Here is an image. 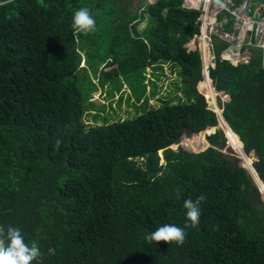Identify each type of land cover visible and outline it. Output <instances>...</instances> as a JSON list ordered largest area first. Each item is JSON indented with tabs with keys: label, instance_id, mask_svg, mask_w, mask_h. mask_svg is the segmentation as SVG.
<instances>
[{
	"label": "trees",
	"instance_id": "obj_1",
	"mask_svg": "<svg viewBox=\"0 0 264 264\" xmlns=\"http://www.w3.org/2000/svg\"><path fill=\"white\" fill-rule=\"evenodd\" d=\"M181 3L143 0L133 12L123 0H0V228L38 245L32 264H264V204L252 182L264 201L262 50L233 66L216 38V66L202 77L200 53L185 46L199 30L198 11ZM80 8L95 31L73 28ZM103 31L113 42L98 57L101 89L90 81L82 91L85 53ZM172 70L181 98L161 96ZM137 72L132 93L112 83ZM202 81L214 90L199 91ZM216 89L228 97L218 100L222 127L252 178L235 164V149L221 150L228 138L210 108H218ZM95 92L108 102L91 100ZM182 137L188 150L170 147ZM202 194L192 227L183 204ZM165 224L186 232L182 245L146 241Z\"/></svg>",
	"mask_w": 264,
	"mask_h": 264
},
{
	"label": "built area",
	"instance_id": "obj_2",
	"mask_svg": "<svg viewBox=\"0 0 264 264\" xmlns=\"http://www.w3.org/2000/svg\"><path fill=\"white\" fill-rule=\"evenodd\" d=\"M252 1L182 0V7L198 11L199 21V30L185 45L188 50H198L202 67L207 72L216 66V38L227 42L221 54L222 60L230 61L233 66L247 63L248 59L243 55L257 46L262 50L264 66V12L257 11Z\"/></svg>",
	"mask_w": 264,
	"mask_h": 264
},
{
	"label": "clouds",
	"instance_id": "obj_3",
	"mask_svg": "<svg viewBox=\"0 0 264 264\" xmlns=\"http://www.w3.org/2000/svg\"><path fill=\"white\" fill-rule=\"evenodd\" d=\"M147 1L149 2V0H147ZM157 1L155 0V1L150 2V3H156ZM72 25H73V28L76 29L77 31H80L84 34H88L89 32L95 31L96 21L93 18V16L90 14V11L88 8H80L79 10L75 11V13L73 15ZM186 48H187V46H186ZM192 51H194V50H192ZM262 59H263V56H262ZM204 70L205 69L202 67V77H203V71ZM146 71L148 73V75H147L148 78H150L151 77V67H147ZM207 73L209 75V71ZM211 82H213V79H211ZM214 87H215V85H214ZM163 89H165V85H163ZM176 92H177V89H176ZM218 92H221L222 94L225 95L224 91H218ZM180 93L181 92H177V95L181 96ZM161 94H162V92H161ZM162 96H163V98L168 97L166 94H163ZM225 96L227 97V95H225ZM152 101L153 100L150 101L151 104H153ZM207 101L209 102L208 99H207ZM217 107L218 108L214 109L213 106L210 105V108L215 110L218 113V111H220L222 108L219 106V104L217 105ZM218 128H220V127H218ZM218 128H216V129H218ZM196 134H198V133H196ZM193 135H195V134H192L190 137H192ZM226 142H227V140H226ZM61 144H62L61 139L55 140V148L57 150L60 148ZM173 145H177V144H172V145H170V147ZM225 146H226V144H225ZM206 148H207V146L205 147V149ZM224 154H225V152H224ZM247 156H249V155H247ZM253 186H254L256 192L258 193V195L260 197V192H258L257 186L254 184V182H253ZM179 198H180L179 193H177V199H179ZM205 199H206V197L202 194L199 197H197L195 201H193L191 199L184 201L183 207L187 210V219L189 221H191L192 227H196L199 224V217L201 215L200 205H201V202L204 201ZM260 199H261V197H260ZM263 204H264V202H263ZM186 227H187V225H186ZM185 237H186V232L183 229H181V228H179L173 224H165V225H162L159 228H157L154 232L148 234L145 237V239L149 243H151L153 241H156V242L163 241V242H175V243H177V245H182L185 241ZM48 253L50 255H53V254H55V250L53 248H49ZM41 256H42V253H41L38 245L35 242H32L31 245L27 244L19 229L9 227L7 229V232L5 233L4 229L0 228V264H32V262L34 260H37Z\"/></svg>",
	"mask_w": 264,
	"mask_h": 264
},
{
	"label": "rangeland",
	"instance_id": "obj_4",
	"mask_svg": "<svg viewBox=\"0 0 264 264\" xmlns=\"http://www.w3.org/2000/svg\"><path fill=\"white\" fill-rule=\"evenodd\" d=\"M143 2V0H123V3L125 4V5H127L128 6V8H130L133 12L136 10V9H139V7H140V5H141V3ZM252 5H253V7H256V10L257 11H259L260 13L261 12H264V6L263 5H259L256 1H252ZM141 12H143V11H141ZM148 17V16H147ZM147 17H146V15L144 14V17H143V19L140 21V23H139V25H138V30H143L144 29V26H145V23H146V19H147ZM94 39H95V45L94 46H92V48H91V52H88V53H85V56H86V58L88 59V63H87V67H86V70L84 71V72H81V76H83V82L80 80L79 82H78V85L80 86V88H81V90L82 91H84L85 90V88H87V87H89L90 86V81L91 82H93L94 83V87L96 88V89H101L100 88V86H99V84L97 83V80H95L96 79V77H99L98 76V74L100 73V71H98V70H96V67L98 66V64L100 63V61H99V56H101V55H104V54H107L108 53V50H110V48H111V44H112V42H113V38L110 36V33L109 32H107V31H103V32H100L99 33V36H97V37H94ZM87 54V55H86ZM82 57H83V55H82ZM85 66V64H83V61H82V63H81V66ZM107 70V69H106ZM139 75H140V72H137L136 74H134L133 76H131V77H128V76H126V75H124V74H120V75H118V76H116V77H114V78H112L113 79V81H112V83H114V85L116 84H118V85H124V90L127 92V93H132V90H131V84H130V82H134V84L136 85V86H139V81H140V78H139ZM148 73H147V71H145L144 72V77L145 78H143V80H144V84H145V86H146V88H150L153 84H152V81H151V79L150 78H148ZM169 76H171L170 77V79H166L165 81H168V82H166V86H165V89H163V90H161V92H162V94H161V96L163 95V94H166L167 96L170 94V92L172 91L175 95L174 96H176V97H182V93H180L181 94V96H178L177 95V92H181L180 91V85H177V81H178V75H177V73L174 71V70H172L171 72H170V75ZM169 76H166L167 78H169ZM102 80H104V76H103V74H102ZM164 81V82H165ZM164 82H162V83H164ZM113 85V86H114ZM162 85V84H161ZM175 85H177V87H178V89H177V92H176V87H175ZM201 86V84L199 85V87ZM153 87V86H152ZM160 88H161V86H160ZM203 88H205V87H202V89ZM197 89H198V86H197ZM206 89V88H205ZM206 91V90H205ZM217 91V90H216ZM176 92V93H175ZM218 92V91H217ZM149 90H147V92L145 93V95L147 96H149ZM219 96L221 97V99L223 100V101H226V100H228V97H226L224 94H222L221 92H218V96H217V99H216V104L218 105V100H219ZM91 100H95V101H97L98 103H102V102H108V100H107V98L106 97H104L103 95H100L99 94V92H95L93 95H91ZM210 100V99H209ZM210 101H213V100H210ZM152 103L154 104L155 102L154 101H152ZM107 104V103H106ZM123 104V103H122ZM151 104V103H150ZM208 104H209V102H208ZM127 108V106L126 107H124V109H122V112H121V114H124V116L125 115H127V112L128 111H124L125 109ZM129 113V112H128ZM86 119V122H89L90 120H92L90 117H88V118H85ZM210 132H208V134H209ZM208 134H206V135H208ZM206 135H205V137H206ZM225 135V134H224ZM184 137V136H183ZM186 137V136H185ZM226 137V136H225ZM182 139L183 138H181L180 139V141H179V143L177 144V145H173V146H171L172 148H174V149H176V147L178 146V145H180V146H182L184 149H186L185 148V146L183 145V143H182ZM226 139H227V137H226ZM227 142H228V140H227ZM227 142H226V146H224L223 147V151L225 150L226 152H225V155L227 154V152H228V154H232V149H231V147L227 144ZM228 146L230 147V148H228ZM205 149V148H204ZM228 149V150H227ZM186 150H188V149H186ZM201 150H203V149H201ZM201 150H198V151H193V150H189L190 152H199V151H201ZM227 154V155H228ZM229 156V155H228ZM231 157V156H230ZM249 157H250V159L252 160V163L256 160V158L254 157V155L253 154H250L249 155ZM235 164H236V162H235ZM261 197V196H260ZM262 199V198H261ZM260 199V200H261ZM263 201V199L261 200V202ZM264 202V201H263ZM262 202V203H263Z\"/></svg>",
	"mask_w": 264,
	"mask_h": 264
},
{
	"label": "water",
	"instance_id": "obj_5",
	"mask_svg": "<svg viewBox=\"0 0 264 264\" xmlns=\"http://www.w3.org/2000/svg\"><path fill=\"white\" fill-rule=\"evenodd\" d=\"M254 1H256L258 4H263L264 5V0H254ZM218 120H219V123H218V125L215 127V128H218V127H220L221 129H222V131H223V133H224V129H223V127H222V121H225V122H227L226 121V119H225V117H224V115H223V109H221L220 111H218ZM228 123V122H227ZM229 127H230V125H229ZM231 128V127H230ZM204 131V130H203ZM201 132V131H200ZM225 134V133H224ZM227 144H228V142H227ZM210 146H213V145H211V144H209L208 143V145H207V147H210ZM245 150V149H244ZM223 152H226L225 150L223 151ZM245 152H246V150H245ZM234 159L237 161V163H236V165H237V167L238 168H244L247 172H248V174L250 175V177H251V173H250V171L247 169V168H245L242 164H243V162H244V159L242 158V157H240V156H238L237 155V152H235L234 151ZM246 155H247V152H246ZM252 178V177H251ZM252 182H254V180H253V178H252ZM255 184V183H254ZM256 185V184H255ZM257 190H258V188H257ZM259 192V191H258Z\"/></svg>",
	"mask_w": 264,
	"mask_h": 264
},
{
	"label": "bare ground",
	"instance_id": "obj_6",
	"mask_svg": "<svg viewBox=\"0 0 264 264\" xmlns=\"http://www.w3.org/2000/svg\"><path fill=\"white\" fill-rule=\"evenodd\" d=\"M224 132H225V134H226V137L228 138V140H229V146L231 147V148H233V149H235L236 151H237V154H238V156H240V152L232 145V143H231V141H230V136L226 133V131H225V129H224ZM245 152V151H244ZM246 155V154H245ZM247 156V155H246ZM241 157V156H240ZM243 164H244V162H243ZM244 166L247 168V166L244 164ZM248 169V168H247ZM249 170V169H248ZM252 170H253V168H252ZM254 183H255V181H254Z\"/></svg>",
	"mask_w": 264,
	"mask_h": 264
},
{
	"label": "crops",
	"instance_id": "obj_7",
	"mask_svg": "<svg viewBox=\"0 0 264 264\" xmlns=\"http://www.w3.org/2000/svg\"><path fill=\"white\" fill-rule=\"evenodd\" d=\"M202 83H204V84L206 85V86H205L206 89H205V88L202 89L203 85H201L202 87H201V86L199 87V85L202 84ZM199 85H198V89H199L200 91H202V92H204L205 90H206V91L214 90V89L211 88V87H210L205 81L200 82ZM153 101H154V100H153Z\"/></svg>",
	"mask_w": 264,
	"mask_h": 264
}]
</instances>
